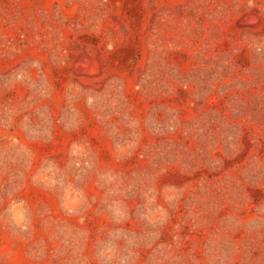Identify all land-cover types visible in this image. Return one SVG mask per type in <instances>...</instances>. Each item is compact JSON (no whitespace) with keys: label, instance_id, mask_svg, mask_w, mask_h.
<instances>
[{"label":"rangeland","instance_id":"obj_1","mask_svg":"<svg viewBox=\"0 0 264 264\" xmlns=\"http://www.w3.org/2000/svg\"><path fill=\"white\" fill-rule=\"evenodd\" d=\"M0 264H264V0H0Z\"/></svg>","mask_w":264,"mask_h":264}]
</instances>
